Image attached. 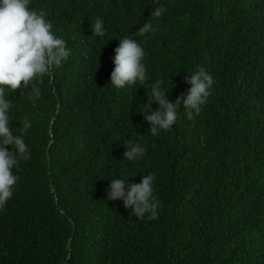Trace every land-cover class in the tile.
Segmentation results:
<instances>
[{
	"label": "trees",
	"instance_id": "obj_1",
	"mask_svg": "<svg viewBox=\"0 0 264 264\" xmlns=\"http://www.w3.org/2000/svg\"><path fill=\"white\" fill-rule=\"evenodd\" d=\"M163 5L159 18L151 11ZM71 48L37 84L9 93L25 134L12 198L0 210V264H264V0H30ZM105 21L107 34L92 36ZM140 38L149 81L109 85L119 39ZM203 68L215 83L192 119L153 136L140 111L157 80L169 101ZM155 109L156 105L152 106ZM146 148L124 160L125 144ZM11 150V146H7ZM155 175L154 220L107 200L114 178Z\"/></svg>",
	"mask_w": 264,
	"mask_h": 264
},
{
	"label": "clouds",
	"instance_id": "obj_2",
	"mask_svg": "<svg viewBox=\"0 0 264 264\" xmlns=\"http://www.w3.org/2000/svg\"><path fill=\"white\" fill-rule=\"evenodd\" d=\"M166 11L163 5L154 8L150 16L159 18ZM43 10L30 8V0H0V210L12 198L19 176L13 173L20 161L31 159V150L25 142V134L32 122L25 117L20 134L14 132L11 121L13 101L9 93L32 84L28 99L39 100L41 89L36 86L45 76L51 77L70 57L71 48L62 36L53 32L51 21L46 19ZM93 35L102 38L107 34L105 21L97 18L91 23ZM152 22H144L135 35L119 39V46L112 57L114 69L110 74L109 85L116 89L129 88L134 84L143 85L149 81L145 64L146 52L140 38L147 39L155 34ZM190 85L174 102L169 101L163 87L164 81L157 80L145 93L147 100L140 111L149 125L153 136L162 130L168 131L177 122L182 110L187 119L199 114L202 106L212 94L215 83L213 77L203 68L184 76ZM153 105H156L153 109ZM7 146H11V150ZM124 160L139 161L146 154V148L138 142L125 144ZM155 175H143L138 183H128L127 179L114 178L109 181L106 199L122 200L126 209L137 219L154 220L158 216L159 201L154 195Z\"/></svg>",
	"mask_w": 264,
	"mask_h": 264
}]
</instances>
